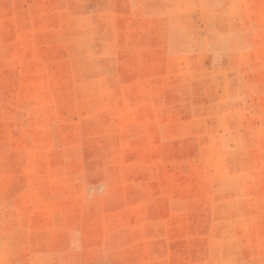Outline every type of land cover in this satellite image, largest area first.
<instances>
[{"label": "rangeland", "instance_id": "1", "mask_svg": "<svg viewBox=\"0 0 264 264\" xmlns=\"http://www.w3.org/2000/svg\"><path fill=\"white\" fill-rule=\"evenodd\" d=\"M0 264H264V0H0Z\"/></svg>", "mask_w": 264, "mask_h": 264}]
</instances>
